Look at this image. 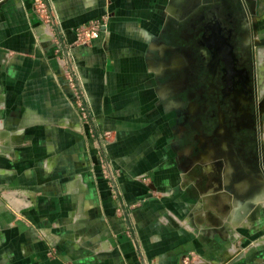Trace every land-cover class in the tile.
<instances>
[{
	"label": "crops",
	"instance_id": "1",
	"mask_svg": "<svg viewBox=\"0 0 264 264\" xmlns=\"http://www.w3.org/2000/svg\"><path fill=\"white\" fill-rule=\"evenodd\" d=\"M53 1L67 43L110 14L104 36L74 46L70 62L93 126L112 132L113 180L32 0H0V264H179L188 251L264 264V206L235 199L230 214H208L222 191L199 183L209 157L181 129L192 108L164 83L176 58H159L190 0ZM239 1L252 37L264 38V0Z\"/></svg>",
	"mask_w": 264,
	"mask_h": 264
},
{
	"label": "flooded vegetation",
	"instance_id": "2",
	"mask_svg": "<svg viewBox=\"0 0 264 264\" xmlns=\"http://www.w3.org/2000/svg\"><path fill=\"white\" fill-rule=\"evenodd\" d=\"M234 3L182 1V40L172 50L191 81L190 119L209 157L196 166L199 183L222 191L206 209L221 216L235 199L250 205L264 190V65L249 42L246 8Z\"/></svg>",
	"mask_w": 264,
	"mask_h": 264
},
{
	"label": "built area",
	"instance_id": "3",
	"mask_svg": "<svg viewBox=\"0 0 264 264\" xmlns=\"http://www.w3.org/2000/svg\"><path fill=\"white\" fill-rule=\"evenodd\" d=\"M34 13L45 28L51 41L52 54L56 59L60 74L65 78L69 89L72 91L82 117L88 124L89 134L96 140V155L99 160L102 177L112 182L113 174L108 158V146L112 141L110 130H99L97 124L93 126L90 110L79 92V82L71 67V51L74 46L91 45L95 40L104 36L107 30L110 14L108 12L74 28L75 39L71 43L65 42L54 27L53 0H32ZM117 175L119 172H116ZM131 233L130 231L128 232ZM54 249L49 252L53 254ZM179 264H228L227 260L208 259L196 251L183 253Z\"/></svg>",
	"mask_w": 264,
	"mask_h": 264
},
{
	"label": "rangeland",
	"instance_id": "4",
	"mask_svg": "<svg viewBox=\"0 0 264 264\" xmlns=\"http://www.w3.org/2000/svg\"><path fill=\"white\" fill-rule=\"evenodd\" d=\"M194 1H198V0H194ZM230 1H232L233 3L235 2L234 4H237V3L240 5L242 4L241 1L239 0H230ZM238 10L240 11V9ZM177 27H178V23H177ZM180 37L182 36H181V31L179 30L178 33L173 35V37L170 36V37H167V39H171L172 41L174 40L176 43L178 42L180 43V41L182 40V38ZM254 37H252L254 41L251 39L249 40V42H251L250 44L251 46H253V48L255 46V51L259 55L260 62L264 65V38L256 37L257 38L256 40ZM176 43L174 45H176ZM176 57L177 56L175 55L174 51H171V52L168 51V54L166 52L163 57L161 58L158 57V58L162 60L163 66L165 65L167 66L168 64H170L171 59H175ZM173 61H175L176 66L180 64V60H177V58ZM190 82L191 81L188 77H186V79L184 78L183 72L181 73L179 69L177 68L167 69V73L164 77V83L165 84L169 83L172 85L170 86L172 87V91H173L172 98L175 99L176 101L181 102L182 104L181 110H186L185 108H188V107H190V109L192 108V102H190V92H191L192 86L190 85ZM181 114H182L181 115V126H182L181 129H183L184 132L186 131L189 137V140L187 139L185 140L186 143H188V141L192 143L196 142L197 144L195 145L194 149L197 150L198 155H201L202 153H207L205 151L206 143L204 142L202 134L200 135L199 132H197L198 130L196 131L194 129V124L191 122V119H190L191 114L189 115V117L188 115H186L185 111H184V114L183 113ZM256 203L259 206H264V190H263V193L259 197L256 198ZM236 223H238V221Z\"/></svg>",
	"mask_w": 264,
	"mask_h": 264
},
{
	"label": "water",
	"instance_id": "5",
	"mask_svg": "<svg viewBox=\"0 0 264 264\" xmlns=\"http://www.w3.org/2000/svg\"><path fill=\"white\" fill-rule=\"evenodd\" d=\"M213 15H214V13H213Z\"/></svg>",
	"mask_w": 264,
	"mask_h": 264
}]
</instances>
